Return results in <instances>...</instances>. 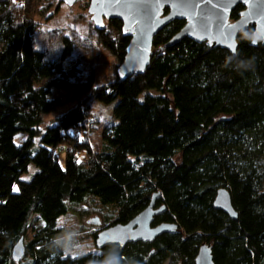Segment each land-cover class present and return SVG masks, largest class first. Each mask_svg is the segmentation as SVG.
I'll return each instance as SVG.
<instances>
[{
  "label": "trees",
  "instance_id": "trees-1",
  "mask_svg": "<svg viewBox=\"0 0 264 264\" xmlns=\"http://www.w3.org/2000/svg\"><path fill=\"white\" fill-rule=\"evenodd\" d=\"M50 1L0 0V264H103L110 255L118 264H194L203 245L213 264H264V43H251L254 27L232 55L189 38L167 47L185 25L173 21L154 37L145 71L124 78L122 23L88 21L92 38L41 30L34 16ZM96 46L117 62L97 86ZM95 102L113 105L110 121L92 112ZM31 165L36 173L21 180ZM220 189L235 219L214 207ZM153 196L164 212L152 226L176 232L81 255L59 238V220L84 203L100 207L107 228L129 223Z\"/></svg>",
  "mask_w": 264,
  "mask_h": 264
},
{
  "label": "water",
  "instance_id": "water-1",
  "mask_svg": "<svg viewBox=\"0 0 264 264\" xmlns=\"http://www.w3.org/2000/svg\"><path fill=\"white\" fill-rule=\"evenodd\" d=\"M77 1L60 0L67 6H73ZM238 6H242L243 11L237 21H231V13ZM88 14L97 29L105 21L119 20L124 33L130 37L124 60L118 69V74L124 78L145 71L154 37L176 20L183 21L185 25L167 47L189 38L198 44L205 43L210 48H221L234 55L237 37L249 26L254 27L253 39L261 37L257 39V44L264 43V0H89ZM156 199L157 196H153L147 208L129 223L101 230L95 238L96 249L148 243L163 234L176 232L175 225L152 226L154 218L164 212L163 207L155 209ZM213 205L229 218H236L225 190L217 191ZM89 223L100 225L98 219ZM23 255V239H20L13 249L12 258L19 262ZM194 264H213L207 246L199 248Z\"/></svg>",
  "mask_w": 264,
  "mask_h": 264
},
{
  "label": "rangeland",
  "instance_id": "rangeland-1",
  "mask_svg": "<svg viewBox=\"0 0 264 264\" xmlns=\"http://www.w3.org/2000/svg\"><path fill=\"white\" fill-rule=\"evenodd\" d=\"M60 1V0H59ZM87 0L77 1L73 6H67L64 3H58V0H52L45 4L47 11L41 16H34V20L37 22L38 27L41 30H56L64 33L68 36L74 34L82 36L83 38L89 37L88 35V21H91V16L88 14V9H85ZM57 8V9H56ZM42 8H39V10ZM38 10V9H36ZM232 21V20H231ZM94 40V39H93ZM94 42V41H93ZM96 59L94 61L93 72L95 76V85L103 84L107 78H110L114 68L117 65L115 59L101 47L96 46ZM75 106L74 103H66L54 112L46 115L43 118V124L41 129L44 130L46 126L54 121V119L63 113L67 112ZM113 105L104 107L99 103H92V112L102 115L103 120H111V111ZM93 130L90 135V142L92 147H100V133L101 128ZM25 140V136L18 135L15 139L16 144H21ZM64 148L57 150L56 155L58 157V163L61 167L64 166ZM36 168L32 165L29 167L27 173L21 176V180H29ZM100 207L95 202H87L76 209L72 210L68 215L59 220L58 226L61 229L60 239H66L69 246L70 253L72 255H81L94 251L95 240L92 239L94 233L96 235L103 229H105V218L101 216L99 211ZM98 219L100 225L96 226L90 224V220ZM108 228V227H107Z\"/></svg>",
  "mask_w": 264,
  "mask_h": 264
},
{
  "label": "clouds",
  "instance_id": "clouds-1",
  "mask_svg": "<svg viewBox=\"0 0 264 264\" xmlns=\"http://www.w3.org/2000/svg\"><path fill=\"white\" fill-rule=\"evenodd\" d=\"M243 38L245 39H251L250 35L248 32H244L242 33ZM261 37H257V39H260ZM257 39H251V43L253 45L257 44ZM103 264H118V261L116 259V257L114 255H110L108 257V259H106L105 261H103Z\"/></svg>",
  "mask_w": 264,
  "mask_h": 264
}]
</instances>
